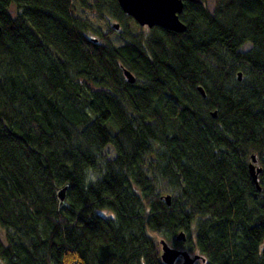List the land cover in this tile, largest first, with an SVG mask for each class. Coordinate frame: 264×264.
I'll return each mask as SVG.
<instances>
[{"label": "trees", "instance_id": "trees-1", "mask_svg": "<svg viewBox=\"0 0 264 264\" xmlns=\"http://www.w3.org/2000/svg\"><path fill=\"white\" fill-rule=\"evenodd\" d=\"M74 1L108 31L0 0V264H264V0H182V32Z\"/></svg>", "mask_w": 264, "mask_h": 264}, {"label": "water", "instance_id": "water-1", "mask_svg": "<svg viewBox=\"0 0 264 264\" xmlns=\"http://www.w3.org/2000/svg\"><path fill=\"white\" fill-rule=\"evenodd\" d=\"M121 10L128 16H130L140 26H147L149 28L153 26H159L167 30L182 32L185 31V24L179 19V14L183 8L182 0H117ZM117 28V25H116ZM124 76L129 82H134L135 77L133 74L124 69ZM238 79H240V72L238 73ZM198 90L205 96L202 87H198ZM212 117H216V111L212 112ZM256 159L254 155H251V162L248 165L251 178L260 190L257 177L261 168L256 166ZM65 187L59 189L58 198L64 199ZM167 204H170V195L164 196ZM176 240L185 241V233L183 231L176 235ZM160 258L164 264H175V262L181 257L180 264H195L197 260L204 261V258L199 254H190L187 250L178 249L174 246H170L165 240L160 241Z\"/></svg>", "mask_w": 264, "mask_h": 264}, {"label": "rangeland", "instance_id": "rangeland-1", "mask_svg": "<svg viewBox=\"0 0 264 264\" xmlns=\"http://www.w3.org/2000/svg\"><path fill=\"white\" fill-rule=\"evenodd\" d=\"M73 4L75 6V14L79 17H82V18H86L87 20L90 21L91 23V26L93 27V30H97V31H100V32H103V33H106L108 31V24L106 23V21L104 19H100L99 16H97V14H95L94 12L90 11V10H84L82 8H80L77 3L73 0ZM207 7L210 9V10H213V7H214V0H208L207 1ZM104 18L105 19H109L111 22H114V19H112L109 15L105 14L104 15ZM130 32L132 34H137L139 32L140 29H142L144 31V33H147V30L143 27H140L136 24H134L133 22H130ZM123 28L122 27H118L117 30H115V33L114 34H110L108 37H109V40H111L114 44H119L120 43V33L123 32ZM93 35H95V32L93 33ZM105 153L109 156V157H113L114 156V150L112 149V147L108 146L105 148ZM107 214H111L112 212L111 211H106ZM0 237L2 240L3 239V234L1 233L0 234ZM178 249H184V250H187L189 251V253L192 255L194 254L195 249H192V250H189V248L187 247V245H176L174 246ZM181 260L182 258L180 257L175 264H180L181 263ZM196 264H201L200 260H197L196 261Z\"/></svg>", "mask_w": 264, "mask_h": 264}, {"label": "flooded vegetation", "instance_id": "flooded-vegetation-1", "mask_svg": "<svg viewBox=\"0 0 264 264\" xmlns=\"http://www.w3.org/2000/svg\"><path fill=\"white\" fill-rule=\"evenodd\" d=\"M195 264H196V262H195Z\"/></svg>", "mask_w": 264, "mask_h": 264}, {"label": "bare ground", "instance_id": "bare-ground-1", "mask_svg": "<svg viewBox=\"0 0 264 264\" xmlns=\"http://www.w3.org/2000/svg\"><path fill=\"white\" fill-rule=\"evenodd\" d=\"M176 263V262H175Z\"/></svg>", "mask_w": 264, "mask_h": 264}]
</instances>
